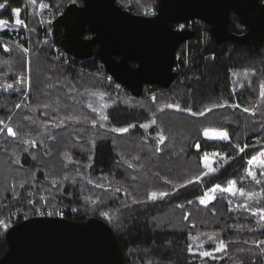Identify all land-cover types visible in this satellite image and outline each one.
Segmentation results:
<instances>
[{
  "label": "trees",
  "instance_id": "16d2710c",
  "mask_svg": "<svg viewBox=\"0 0 264 264\" xmlns=\"http://www.w3.org/2000/svg\"><path fill=\"white\" fill-rule=\"evenodd\" d=\"M70 2L81 0H0V255L6 228L45 205L110 223L129 264H264V176L247 171L264 153V47L216 41L191 19L171 83L136 96L97 53L75 57L54 42L51 20ZM116 3L153 14L159 0ZM229 28L245 31L232 10Z\"/></svg>",
  "mask_w": 264,
  "mask_h": 264
},
{
  "label": "water",
  "instance_id": "95a60500",
  "mask_svg": "<svg viewBox=\"0 0 264 264\" xmlns=\"http://www.w3.org/2000/svg\"><path fill=\"white\" fill-rule=\"evenodd\" d=\"M231 10L245 26L241 34L229 28ZM195 18L209 23L216 41L264 47L260 0H159L153 14L134 13L116 0H81L68 3L51 20L50 35L75 57L97 53L106 71L137 96L146 84L171 83L176 49L195 34L171 23ZM4 238L0 264H129L116 230L98 216L33 215L8 226Z\"/></svg>",
  "mask_w": 264,
  "mask_h": 264
},
{
  "label": "rangeland",
  "instance_id": "374dc122",
  "mask_svg": "<svg viewBox=\"0 0 264 264\" xmlns=\"http://www.w3.org/2000/svg\"><path fill=\"white\" fill-rule=\"evenodd\" d=\"M4 6V4H0V8ZM18 11L14 10V18H15V22H20L21 20L19 19L18 15H17ZM6 22L3 19H0V29L5 27ZM247 77L246 73H240L238 75V78L240 80L244 79ZM264 101L263 98H261V103ZM264 104V102H263ZM204 135L210 138H218V139H225L227 138V133L225 130H217V129H205L204 130ZM202 161L204 163V165L208 166V168H210L212 166V161H213V156L210 155H205L202 158ZM250 165L248 167V173L249 175L252 176V178L254 179H261V176H264V153L263 154H257L255 157H253L250 161H249ZM228 192L230 193H234V192H238L241 193V189L236 190V186L233 183H229L226 188H225ZM210 192H205L204 196L201 198L202 202H208L214 195V192L216 191L215 188H212L209 190ZM257 198H254L253 201H257ZM262 204L264 205V201H262ZM37 209H47L45 205L38 207ZM51 211V209H50ZM261 211V210H260ZM262 212V211H261ZM216 245V244H215ZM222 244H218L216 245V248H211V249H200V254H211L213 255L214 253L218 252L221 249Z\"/></svg>",
  "mask_w": 264,
  "mask_h": 264
},
{
  "label": "built area",
  "instance_id": "2783aa9c",
  "mask_svg": "<svg viewBox=\"0 0 264 264\" xmlns=\"http://www.w3.org/2000/svg\"><path fill=\"white\" fill-rule=\"evenodd\" d=\"M26 51L29 52L28 48H26ZM61 52L64 53V51ZM35 215H52V214L50 208H47V209H38Z\"/></svg>",
  "mask_w": 264,
  "mask_h": 264
},
{
  "label": "flooded vegetation",
  "instance_id": "af4514ba",
  "mask_svg": "<svg viewBox=\"0 0 264 264\" xmlns=\"http://www.w3.org/2000/svg\"><path fill=\"white\" fill-rule=\"evenodd\" d=\"M177 24L176 27L174 28H187V27H192L191 21L187 20L184 22H179V23H174Z\"/></svg>",
  "mask_w": 264,
  "mask_h": 264
},
{
  "label": "bare ground",
  "instance_id": "6f19581e",
  "mask_svg": "<svg viewBox=\"0 0 264 264\" xmlns=\"http://www.w3.org/2000/svg\"><path fill=\"white\" fill-rule=\"evenodd\" d=\"M203 21V20H202ZM205 22V21H204ZM207 23V22H206ZM209 25V23H207ZM192 28V27H191ZM209 30H210V25H209ZM195 31V29H194ZM211 32V31H210ZM212 34V33H211ZM213 36V35H212ZM214 38V37H213ZM215 39V38H214ZM216 40V39H215ZM27 52V51H26Z\"/></svg>",
  "mask_w": 264,
  "mask_h": 264
}]
</instances>
